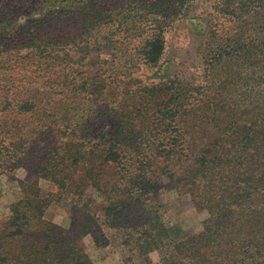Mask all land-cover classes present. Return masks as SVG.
Listing matches in <instances>:
<instances>
[{
    "label": "trees",
    "instance_id": "16d2710c",
    "mask_svg": "<svg viewBox=\"0 0 264 264\" xmlns=\"http://www.w3.org/2000/svg\"><path fill=\"white\" fill-rule=\"evenodd\" d=\"M195 1L0 0V175L19 191L0 264H94L110 243L125 264H264V0L202 18ZM180 22L188 77L164 60ZM162 192L205 215L198 233ZM55 203L66 227L44 218Z\"/></svg>",
    "mask_w": 264,
    "mask_h": 264
},
{
    "label": "rangeland",
    "instance_id": "374dc122",
    "mask_svg": "<svg viewBox=\"0 0 264 264\" xmlns=\"http://www.w3.org/2000/svg\"><path fill=\"white\" fill-rule=\"evenodd\" d=\"M195 1V0H194ZM206 0H196L194 3L195 12L201 16L206 14ZM188 15L195 16L194 9L189 11ZM195 31L189 27L188 22L177 24L174 30L167 35V47L164 60H167L169 70L168 73L178 74L182 77H188L193 74L195 67L198 65V59L194 50ZM128 49H131L129 47ZM18 70V69H17ZM153 71L141 69L139 75L145 79H152ZM43 189L48 188V183L42 181L40 183ZM19 196L17 185L9 182L5 176L0 175V217L5 214L7 207L12 204ZM166 204V221L170 225L179 226L185 231L198 233L201 230V220L204 214H199L191 205L188 197L178 196L173 192H162L159 198ZM70 207L65 203L52 204L44 214V218L48 221L56 223L62 227L68 225ZM87 253L94 264H125L126 253L116 247L115 243H110L103 248L94 246L87 248ZM152 259H157V254H152Z\"/></svg>",
    "mask_w": 264,
    "mask_h": 264
}]
</instances>
